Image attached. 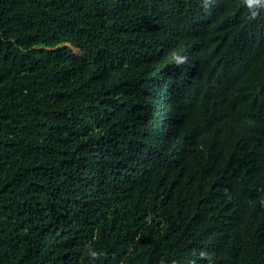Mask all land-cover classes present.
Listing matches in <instances>:
<instances>
[{
    "label": "trees",
    "instance_id": "1",
    "mask_svg": "<svg viewBox=\"0 0 264 264\" xmlns=\"http://www.w3.org/2000/svg\"><path fill=\"white\" fill-rule=\"evenodd\" d=\"M0 264H264V0H0Z\"/></svg>",
    "mask_w": 264,
    "mask_h": 264
}]
</instances>
